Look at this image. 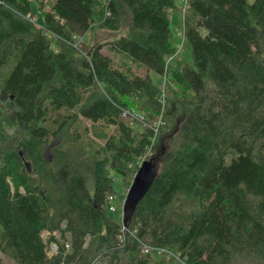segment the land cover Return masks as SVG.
I'll return each mask as SVG.
<instances>
[{
	"label": "trees",
	"instance_id": "1",
	"mask_svg": "<svg viewBox=\"0 0 264 264\" xmlns=\"http://www.w3.org/2000/svg\"><path fill=\"white\" fill-rule=\"evenodd\" d=\"M182 6L0 0V252L15 264H264V0ZM125 12L124 35L76 58L75 37L119 31ZM183 42L188 88L166 68ZM150 153L157 176L123 228L108 197Z\"/></svg>",
	"mask_w": 264,
	"mask_h": 264
},
{
	"label": "rangeland",
	"instance_id": "2",
	"mask_svg": "<svg viewBox=\"0 0 264 264\" xmlns=\"http://www.w3.org/2000/svg\"><path fill=\"white\" fill-rule=\"evenodd\" d=\"M175 2L178 6H180V4H181L180 0H175ZM47 5H48V2H47ZM184 7H186V6H184ZM183 11H184V8L182 11L174 10L173 12H171V14H172L171 29H172L173 33L175 34V38H176L177 43L179 45L182 42V39H181V37L178 36V33L180 32L179 30L182 29L181 15L184 14ZM30 18L33 19L38 25H42L43 18L41 17L40 12L38 11L36 5H34V7H33V12H32V14H30ZM128 23H129V14H127L125 12V13H123L122 27L119 31L108 32L106 30L95 27L91 31H89L87 34L75 37V45L78 49L77 50L78 54H76V58L77 59L83 58V56H86L89 53L91 48H93L94 46H96L99 43H105L108 41H112V40H115L116 38H119L122 35H124L127 32ZM182 46H183V49L181 50V52L179 54L180 60L176 59L171 64L170 71H171V73H173L172 76L176 80L177 83L188 88L187 84L184 83V81L181 77L180 70H181V66L185 62L190 61L191 50L189 48V45L186 42H183ZM103 51L107 52V50H105V49ZM143 73H145L144 70H143ZM150 75H151L154 83H158L160 81V78L157 77L156 75H154V73H150ZM131 109L132 110H128V111L130 113H133L136 116V119L128 118V119H126V122L130 126L134 127L136 130H142V128L145 124L143 122H141L142 119L136 114V111L133 108H131ZM161 142H162L161 137L160 136L157 137V140L155 141V143L158 147L161 145ZM45 155H46V158H48V160H49L51 155H50L48 149H46ZM145 157L148 160L151 157V153ZM131 178L133 179V175L131 176ZM129 185L131 186V184H129V182H128V178L124 179L121 176L116 177V180L114 182V189H115L116 196H117L116 199H114V205L116 206V211L115 212H109V216L118 223L122 222V211H121L122 202L124 201L123 199H125V195L127 194L128 187H130ZM56 235H57V237H59V234H56ZM42 236H43V239L45 241H47L49 239V233H47V232H44ZM53 246L54 245H50L49 250H48V253L51 256L56 254L58 251L57 248H55L56 250H54ZM68 247H69V245H68ZM0 260H1V264H15L14 261L5 257V255L2 254L1 252H0ZM96 264H98V262Z\"/></svg>",
	"mask_w": 264,
	"mask_h": 264
},
{
	"label": "water",
	"instance_id": "3",
	"mask_svg": "<svg viewBox=\"0 0 264 264\" xmlns=\"http://www.w3.org/2000/svg\"><path fill=\"white\" fill-rule=\"evenodd\" d=\"M157 173L158 167L156 163L150 160L145 161L142 166L138 169L126 195L122 210V224L124 227L128 225V222L133 216L136 207L151 187L153 181L157 176ZM89 239L90 237L87 236V243Z\"/></svg>",
	"mask_w": 264,
	"mask_h": 264
},
{
	"label": "built area",
	"instance_id": "4",
	"mask_svg": "<svg viewBox=\"0 0 264 264\" xmlns=\"http://www.w3.org/2000/svg\"><path fill=\"white\" fill-rule=\"evenodd\" d=\"M181 2H182V5H183L182 7H184V6L187 5L188 0H181ZM182 18L184 20V14L182 15ZM180 50H181V46H179V49L176 52V54L170 55L168 57L167 64H169L170 62H172L174 59H177L178 58L177 55H178V53H179ZM122 118L125 119V120L128 119V118L136 119V116L133 113H130L129 111H127V112L125 111V112L122 113ZM145 159H146V157L139 159V161L137 163L138 167H140L143 164V162L145 161ZM135 175L136 174L133 175V179H134ZM128 190H129V188H128ZM116 197H117L116 195H110L108 197V211L109 212H115L116 211V206L114 205V199H116ZM123 200L124 201L122 202V208H123L125 199H123ZM121 211H122V209H121ZM122 218H123V216H122ZM122 226H123V224H122ZM123 228H125V227L123 226ZM55 247L56 246H53V249L54 250H56ZM143 252L144 253H148L150 255L163 256V257H165L167 259H171V258L179 259V256L177 254H175L173 251L168 250L166 248L152 249L151 247L145 246L143 248Z\"/></svg>",
	"mask_w": 264,
	"mask_h": 264
},
{
	"label": "crops",
	"instance_id": "5",
	"mask_svg": "<svg viewBox=\"0 0 264 264\" xmlns=\"http://www.w3.org/2000/svg\"><path fill=\"white\" fill-rule=\"evenodd\" d=\"M181 1V0H180ZM182 3V2H181ZM178 11H180V10H178ZM170 17H171V20H172V14H170ZM181 18H182V15H181ZM182 24H183V18H182ZM180 31V30H179ZM178 60H180V58H177ZM176 59H174L172 62H170L169 64H167V61H166V68L167 69H170V66H171V64L175 61ZM173 74V73H172ZM139 159H141V158H139ZM145 161H147V158L145 159ZM144 161V162H145ZM143 162V163H144ZM142 166V165H141ZM140 166V167H141ZM140 167H138V169L140 168ZM138 169H137V171H138ZM137 171L134 173V174H136L137 173ZM132 184V183H131ZM128 188H130V187H128ZM127 193H128V191H127ZM116 195V194H115ZM127 195V194H126ZM126 195H125V198H126ZM124 206V205H123ZM122 210H123V208H122ZM122 216H123V214H122ZM123 219V218H122Z\"/></svg>",
	"mask_w": 264,
	"mask_h": 264
}]
</instances>
